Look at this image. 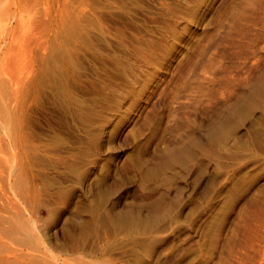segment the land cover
<instances>
[{
  "label": "rangeland",
  "instance_id": "1",
  "mask_svg": "<svg viewBox=\"0 0 264 264\" xmlns=\"http://www.w3.org/2000/svg\"><path fill=\"white\" fill-rule=\"evenodd\" d=\"M0 214V264H264V0H0Z\"/></svg>",
  "mask_w": 264,
  "mask_h": 264
},
{
  "label": "bare ground",
  "instance_id": "2",
  "mask_svg": "<svg viewBox=\"0 0 264 264\" xmlns=\"http://www.w3.org/2000/svg\"><path fill=\"white\" fill-rule=\"evenodd\" d=\"M17 83V82H16ZM82 105V104H81ZM101 137V136H100ZM14 204V203H13ZM8 207V206H7ZM3 209V208H2ZM4 210V209H3ZM2 210V211H3ZM17 211H19V210H17ZM20 212V211H19ZM15 213H16V211H15ZM2 214V213H1ZM0 214V215H1ZM5 214V213H4ZM7 215V214H6ZM12 215V214H11ZM14 215V214H13ZM4 216V215H3ZM24 215H22V217H23ZM1 217V216H0ZM22 217L20 216V217H17V220L16 221H14V223L12 224V227L10 228V234L11 233H17V232H21V233H24L25 235H29V234H31V229H30V226L28 225V224H30V223H27L24 219H22ZM8 219L9 218H7V221H8ZM11 219H13L12 217L9 219V222L11 221ZM0 221H2V219L0 220ZM12 222V221H11ZM10 222V223H11ZM2 223V222H1ZM0 223V224H1ZM9 229V228H8ZM7 232V231H6ZM33 235V234H32ZM31 235V236H32ZM30 236V235H29ZM30 236V237H31ZM15 237V236H14ZM26 237V236H25ZM33 237V236H32ZM31 237V238H32ZM35 237V236H34ZM28 238V237H27ZM29 240H30V238H28ZM32 240V239H31ZM1 243V242H0ZM2 244V243H1ZM5 246V245H4ZM21 250V249H20ZM20 256V255H19ZM9 257V256H8ZM26 257V256H25ZM15 258H17V256L15 257ZM47 259V258H46ZM1 261H2V259H1ZM11 261V260H10ZM17 262H18V258H17V260H16ZM9 262V261H8ZM12 262H13V260H12ZM16 262V263H17ZM24 263V262H23ZM27 263V262H26ZM18 264H19V262H18ZM55 264V263H54Z\"/></svg>",
  "mask_w": 264,
  "mask_h": 264
}]
</instances>
